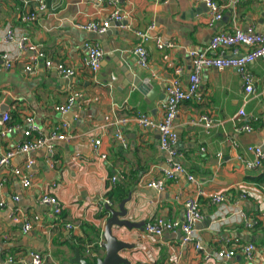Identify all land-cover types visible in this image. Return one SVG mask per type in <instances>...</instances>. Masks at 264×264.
<instances>
[{
	"label": "crops",
	"instance_id": "crops-1",
	"mask_svg": "<svg viewBox=\"0 0 264 264\" xmlns=\"http://www.w3.org/2000/svg\"><path fill=\"white\" fill-rule=\"evenodd\" d=\"M215 1L223 17L209 25L208 8L198 0H111L102 4L97 0H0V153L23 140L25 116L31 115L43 134L65 122L72 137L53 142L51 152L43 148L18 154L1 171L0 264H9L5 263L7 257H12L11 264H30V252L40 253L44 264H77L73 262L77 250L73 239L87 237L94 226L100 231V245L109 217L105 206L117 210L129 195L125 221L140 227L113 226L112 235L131 245L119 253L130 264H222L216 252L235 248L237 242L253 244L254 258L237 254L229 264H264V186L257 182L264 175V161L254 169L245 165L253 159L249 146H260L264 152V61L258 59L248 66L255 80V92L249 97L236 70L201 69L196 97L181 103L173 124V157L161 149L156 129H142L132 119L146 115L161 120L167 82L179 69L182 84H187L192 72L190 52L206 47L213 35L235 28L264 33V0ZM115 10L124 13L123 21L111 23L102 35L75 26L103 21ZM30 13L35 20L23 22ZM151 25L154 30L148 32L150 40L145 43L148 67L143 68L133 53L138 43L134 30ZM8 30L13 31L15 41L27 37L46 59L72 66L76 73L65 79L41 60L36 73L27 74L24 67L32 63L34 52L5 42ZM156 38L172 47L157 49ZM88 45H98L104 52L96 75L84 65ZM4 53L15 58L9 70L1 57ZM217 53L231 55V49L220 48ZM133 82L147 85L148 94ZM73 92L80 94L73 107L65 114L57 112L55 107L63 105ZM3 106L7 107L4 113ZM241 110L245 117L237 121ZM5 115L13 128L8 134H2ZM200 115L211 119L209 129L196 122ZM123 116L130 118L120 128L121 142L115 137L118 128L114 123ZM238 123H249L253 131L237 132ZM95 140L100 141L97 152ZM30 160L33 164L26 170ZM172 164L181 165L197 183L176 174L163 191L146 187ZM14 168L28 175L29 187H22L11 172ZM47 191L62 206L58 216L50 205L39 202ZM198 192L203 220L196 226L195 237L201 250L182 245L179 231H166L160 237L145 232V224L157 218L183 220L184 202ZM218 194L225 195L226 202L213 205L209 199ZM15 210L31 222L28 232L12 221ZM240 212L252 221L251 228L244 226ZM104 255L99 248L97 253L85 250L80 257Z\"/></svg>",
	"mask_w": 264,
	"mask_h": 264
},
{
	"label": "built area",
	"instance_id": "built-area-1",
	"mask_svg": "<svg viewBox=\"0 0 264 264\" xmlns=\"http://www.w3.org/2000/svg\"><path fill=\"white\" fill-rule=\"evenodd\" d=\"M40 1V0H38ZM111 0H97L99 4L110 2ZM204 3L209 12V25H213L220 21L223 17V11L220 5L215 0H198ZM124 19V13L119 10H115L103 21H90L85 24H76L75 26L85 32L94 34H104L110 27L111 23L120 24ZM23 22H31L35 20V14L30 13L23 17ZM154 30L153 25L149 26L146 30H134V35L138 39L137 45L133 49L134 55L137 57L138 63L141 67H148V51L145 47V43L150 40L149 31ZM5 42H14L19 50L33 51L32 63L24 67V72L27 74L36 73V65L39 61H44V66L47 69L55 70L61 77L65 79L72 78L76 73L72 66L66 65L63 62H53L46 59L45 54L34 45L27 37H22L15 41L13 31H6ZM155 46L159 50L171 48L170 43H165L159 38L155 39ZM220 48L231 49V55L224 53H217ZM4 59V67L9 70L15 58L2 54ZM189 57L191 59L192 72L187 78V84L184 86L179 78L180 70L176 69L175 75L169 79L165 86L166 100L162 105V118L160 121H154L146 115H134L132 116L135 123L142 129H156L159 132L161 149L167 151L170 156H174L172 148L176 143V135L174 132L173 124L178 116L181 103L192 101L200 87V71L203 68H214L218 70L234 69L240 75L243 91L246 97L253 95L255 92L254 77L248 70L250 63L255 60L261 59L264 61V33L256 32L253 28L243 30L241 28H235L232 32H219L212 36L208 45L202 49L193 50L190 52ZM104 58V52L98 45H88L87 54L84 58L85 67L91 72L92 75H96L101 69V63ZM115 80L114 77L111 78ZM78 92L71 93L63 105H58L55 110L60 113H67L74 105L75 101L79 98ZM245 117L243 110L237 114V121H241V118ZM3 123L2 134H8L12 131V126L8 124L9 116L5 115ZM2 118V119H3ZM130 117H120L116 119L114 125H117V132L115 137L121 142H124L120 133V128L124 127L129 122ZM24 122L27 124V128L23 132V140L14 145L6 152L0 153V173L3 169H8L11 164V160L18 154H28L36 152L39 149L47 148L52 151V143L57 141H68L72 139L70 134L67 133L69 125L65 122L54 126L50 132L43 134L36 125H34L33 117L25 116ZM202 123L207 129L212 125L211 119L207 115H200L196 121ZM237 132L251 133L253 131L252 126L249 123H238L235 127ZM94 149L97 152L100 145L99 140L93 142ZM247 151L253 155V159L246 161L245 165L248 169H254L261 167L264 161V152L260 146H249ZM104 158V155L101 156ZM33 161H28L25 165L28 170ZM53 166V160L51 161ZM12 174L17 177L22 187L27 188L30 186L28 175L21 169H11ZM176 174L185 175L186 178L197 183L195 178L186 172V170L178 164L170 165V168L164 172V175L160 178L152 179L146 183V187L156 191H163L166 187V183L174 178ZM115 178L111 179V183L114 184ZM1 184V182H0ZM55 185H52L54 188ZM201 192H198L196 196L187 199L184 204V219L178 220H165L164 218H157L154 221L145 224L144 230L148 235L160 237L164 232H176L181 234L180 240L182 245H192L193 248L198 251L201 250L200 244L196 241L195 231L196 226L203 220V215L199 207V197ZM244 196H242L243 198ZM17 201V198L15 197ZM213 205H220L226 202L225 195H214L209 199ZM41 204L50 205L54 216L61 214L62 206L60 202L49 191L44 192L39 197ZM110 205V202H106ZM242 222L246 228L252 227V221H250L243 212H240ZM12 221L15 224H20L24 233L28 232L32 225L28 218L23 217L18 210H15L12 215ZM69 229L73 227L67 225ZM235 248H221L216 252V257L219 260H223L222 264H229L228 261L233 259L237 254H242L248 260L254 258L256 247L251 244H244L237 242ZM89 247H86V253L89 252ZM30 264H44V258L38 252H30L28 254ZM13 262L12 257H7L5 263L11 264Z\"/></svg>",
	"mask_w": 264,
	"mask_h": 264
},
{
	"label": "water",
	"instance_id": "water-1",
	"mask_svg": "<svg viewBox=\"0 0 264 264\" xmlns=\"http://www.w3.org/2000/svg\"><path fill=\"white\" fill-rule=\"evenodd\" d=\"M133 84L137 85L136 87L144 94H148L149 87L147 85L142 84V82H140L139 84L133 82ZM2 108H4L2 109V113H4L7 107L3 106ZM129 199L130 195L119 203L117 210H114L110 206H105V209L109 213V217L106 219L102 231V243L100 244V247L104 250L105 255L103 258H96L95 264H130L128 260L120 257L119 253L126 249H131V245L118 241L112 235L113 226L126 227L128 229H131L133 227H140L139 224L129 223L125 221L127 213L125 210V204L129 201ZM73 262L77 264H89L86 260L80 257V254L77 250H75V257L73 259Z\"/></svg>",
	"mask_w": 264,
	"mask_h": 264
},
{
	"label": "trees",
	"instance_id": "trees-1",
	"mask_svg": "<svg viewBox=\"0 0 264 264\" xmlns=\"http://www.w3.org/2000/svg\"><path fill=\"white\" fill-rule=\"evenodd\" d=\"M257 182L261 183L264 186V175L258 177ZM114 194L115 193L109 195V200L111 202L113 201V198L115 196ZM257 224L258 223H256V225ZM99 238H100V231L96 227L91 226L90 227V233L88 234L87 237L82 236V237H78L76 239H73V247L75 249H77L78 252L82 255L84 253V251L86 250V247L92 245V247L89 248V251L97 253L98 249L101 248L99 245V242H98ZM85 260L89 264H95L96 258H94V257H92V259L85 258Z\"/></svg>",
	"mask_w": 264,
	"mask_h": 264
}]
</instances>
